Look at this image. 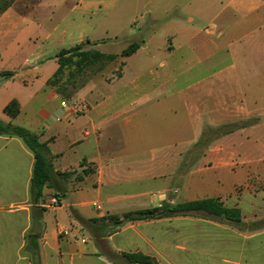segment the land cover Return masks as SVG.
I'll return each instance as SVG.
<instances>
[{"label":"crops","instance_id":"0c3cea01","mask_svg":"<svg viewBox=\"0 0 264 264\" xmlns=\"http://www.w3.org/2000/svg\"><path fill=\"white\" fill-rule=\"evenodd\" d=\"M133 42L140 48L122 57ZM79 44L120 66L106 73L108 64L66 100L80 108L64 111L48 81L57 54ZM2 72L14 75L0 78V119L38 136L52 182L36 203L34 151L0 135V264H115L108 252L264 264V0H14L0 8ZM12 100L15 118L4 113ZM54 195L60 204L46 207ZM203 199L242 221L107 220Z\"/></svg>","mask_w":264,"mask_h":264},{"label":"trees","instance_id":"16d2710c","mask_svg":"<svg viewBox=\"0 0 264 264\" xmlns=\"http://www.w3.org/2000/svg\"><path fill=\"white\" fill-rule=\"evenodd\" d=\"M14 0H2L3 3L0 8L4 9L9 6ZM86 44H79L70 49L61 50L56 59L59 63V69L55 75L48 81V86L53 88L62 100H70L75 94L83 88L94 76L99 74L108 64L117 58L116 54H105L95 49H86ZM140 48L139 42L131 43L127 48L121 52L122 57L131 56ZM68 73L64 82L61 76L65 70ZM14 74L12 72L0 73V78H10ZM4 113L15 118L20 113V104L17 100H12L4 109ZM220 134L228 133L230 130H225V127H220L215 131ZM0 135L18 136L25 140L28 146L34 151L36 156V163L34 168V175L32 179V194L33 199L37 203L43 195V188L52 182L50 177L51 169L47 159L44 156L46 146L38 141V136L31 133L25 128L5 123L0 119ZM204 138L197 144L198 147L206 144ZM90 171H83L82 175L89 174ZM73 172L61 173L62 177H69ZM82 177V176H81ZM80 176L77 179L81 178ZM61 197V195H58ZM42 211V209H40ZM197 215L205 218L226 220L229 222H241V213L238 209H227L215 199H203L179 204H167L163 207H153L150 209L129 212L123 217L110 216L107 220L112 224L114 229L122 227L128 222L146 220V219H162L175 216H189ZM93 222H97L94 220ZM38 233L28 234V241L31 242L33 251H28L34 254L37 247L36 239ZM107 257L119 264L120 260H125L128 264H156L155 260L141 254L124 253L118 255L113 252H108ZM35 264V263H34Z\"/></svg>","mask_w":264,"mask_h":264},{"label":"rangeland","instance_id":"374dc122","mask_svg":"<svg viewBox=\"0 0 264 264\" xmlns=\"http://www.w3.org/2000/svg\"><path fill=\"white\" fill-rule=\"evenodd\" d=\"M90 46H91V45L86 44V45H85V48H86V49H93V48L90 47ZM125 47H126V45H124L123 43H119V44L116 45L114 48H111V50H112L113 53H116V54H117V53H120L121 50H122L123 48H125ZM115 66H120V65H119V62H118V63L115 62V63L110 64V65L108 66L107 70H106V73H110V72L112 71V69H113ZM67 73H68V69H66L65 72H64V74L61 76V80H62V82L65 81L66 76H67ZM201 147H202V146H201ZM203 150H204V148L202 147L201 149L199 148L197 151H195L194 154L191 155V160H190V161H193L195 158H197L198 156H200V155L202 154ZM194 157H195V158H194ZM182 172H186V170H184V171H182ZM174 186H175V185H173L171 188H174ZM174 196H176V195H175V192L170 191V192H169V197H170V200H171V201H172V198H174ZM120 262H121V264H128V263H127L125 260H123V259H121Z\"/></svg>","mask_w":264,"mask_h":264},{"label":"built area","instance_id":"2783aa9c","mask_svg":"<svg viewBox=\"0 0 264 264\" xmlns=\"http://www.w3.org/2000/svg\"><path fill=\"white\" fill-rule=\"evenodd\" d=\"M61 108L64 110V111H69L70 109H73L74 111H77L80 107L78 106H70L68 104V102L66 100H62L61 101ZM82 110V109H80ZM61 117H58V120H60ZM61 202V197L57 196V195H54L50 200L49 202L46 204V207H49V206H55V205H59ZM99 208V207H98Z\"/></svg>","mask_w":264,"mask_h":264}]
</instances>
